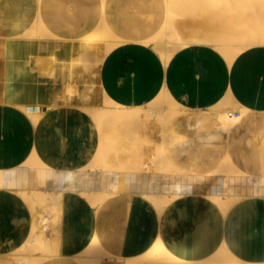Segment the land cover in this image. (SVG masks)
Wrapping results in <instances>:
<instances>
[{"label": "bare ground", "instance_id": "bare-ground-1", "mask_svg": "<svg viewBox=\"0 0 264 264\" xmlns=\"http://www.w3.org/2000/svg\"><path fill=\"white\" fill-rule=\"evenodd\" d=\"M49 1L52 0H36L34 16L21 34L0 37V78L2 75L3 85L9 88L0 100L17 106V111L32 121L35 133L32 152L21 161V167L80 169L88 174L115 171L111 159L104 155L99 130L105 121L121 117L120 113L130 104L133 111L123 115L127 120L123 133L130 140L127 150L130 167L161 178L168 176L173 181L175 177L181 180L185 177L183 173L194 170L242 173L243 169L233 165L228 155L217 164L203 163L196 159V150L184 147L188 143L196 145L197 112L190 109L186 96H174L166 78L152 86L153 94L149 99L128 103L114 99L108 87L100 91L97 82L101 66L111 53L141 47L149 51H146L145 67H156V70L159 66L163 71L167 69L180 52L193 57L205 53L207 47L217 51L229 68L245 49L264 45V0H160V4L151 5L157 15L151 34L139 36L134 28L127 37L110 23L106 13L109 0H85L84 7L91 17L80 37L70 39L55 35L45 25L42 12ZM120 10L115 8L111 17L121 15ZM25 16L24 8L16 13L13 21L20 22ZM44 50L48 57L42 53ZM80 52L90 56V78L75 75L73 59ZM193 63L201 67L200 61L193 60ZM62 68L67 71L65 81ZM54 70L58 80L50 77V71ZM178 81L181 80L178 78ZM185 89L191 92L193 87L187 84ZM24 90L29 91V96L20 94ZM73 98L77 105L69 104ZM64 108L68 130L73 133L72 147L65 137L57 147L47 146L44 130L55 126L54 133L60 131L65 125ZM205 110L216 131L229 135L231 126L239 125L252 113L248 106L234 98L230 89L222 98L213 99ZM152 133H157V138L144 139ZM181 157H191L189 168H178ZM4 175L0 167V208L4 221L10 225L0 239V264H91L96 258H127L132 264L142 261L149 264H264V235L257 228L255 235L250 233L241 241L226 234L210 253L193 254L186 250L182 256L168 249L159 234L154 238L151 231L158 225L148 223L158 221L161 213L183 196V184L177 191L166 189L121 195L102 189L6 188ZM116 180L118 186L123 185V179ZM208 198L212 207L224 216L225 225L230 213L235 211L249 217L264 212L263 204L259 208H255L254 203L240 206L242 197L238 195L208 194ZM144 214L147 224L140 228L138 219ZM73 215L77 220L71 219ZM128 216L136 222L134 231L132 225H128ZM50 220L52 226L48 225ZM252 236L257 238L261 248L255 250L256 247L250 246L243 251L241 245H249ZM194 243L193 238H188L185 245Z\"/></svg>", "mask_w": 264, "mask_h": 264}, {"label": "crops", "instance_id": "crops-1", "mask_svg": "<svg viewBox=\"0 0 264 264\" xmlns=\"http://www.w3.org/2000/svg\"><path fill=\"white\" fill-rule=\"evenodd\" d=\"M84 1L52 0L47 2L45 10L42 12L45 25L57 36L67 39L80 37L84 26L91 17L90 12L84 7ZM159 1L109 0L106 13L110 16L111 25L120 34L127 37L134 28H137L135 31L140 34L139 36H147L154 30L157 16L151 5H158L160 4ZM24 8L26 9L25 18L20 22H14L16 13ZM35 8L36 0H0V37L21 34L30 24ZM115 8L121 9V15L111 17ZM145 23L151 25L148 26ZM146 25L147 28H145ZM146 51L148 49L141 47V49H126L117 54L111 53L101 66L97 88L101 91V89L108 87L113 98L120 102L142 101L152 96V86L156 82L159 84V81L166 78L167 82H170L174 96H186L190 109L197 112V128L194 133L196 145L188 143L184 147L196 150V159L203 163L213 161L217 164L228 155L233 165H238L243 169L242 173L233 175L230 172L209 173L194 170L183 173L185 177H182L181 180L175 177L176 181H173L168 176L161 178L152 173L130 167L131 163H129L127 153L130 140H127L123 133L127 122L123 115L131 114L133 111L130 104H127L123 112L120 113L123 114L121 117L112 121H105L99 130L104 155L111 159L115 171H97L88 174L80 169L63 171L58 168L31 169L21 167V161L31 154L34 147L33 123L17 111V106L0 100V167L5 173L4 187L16 189L31 187L53 191L58 189L83 191L102 189L109 194L119 192L123 195L166 189L177 191L178 186L183 184L185 186L183 196L170 204L161 213L158 221L148 223L149 226L158 225L151 231L152 236L156 238L159 234L165 246L179 256H182L186 250H190L193 254L210 253L218 247L226 234L240 241L249 236L250 233L255 235L257 229L261 230L264 235V212L249 217L241 211H235L230 213L228 224L225 225L224 216L212 207L208 198V194L238 195L242 197L239 201L240 206L254 203L253 206L259 208L260 205H264V45H255L245 49L236 57L229 68L217 51L207 47L205 53L193 57L190 54L180 52L167 66V69L163 71V68L159 66V69L156 70V67H145ZM79 55L80 53L73 59L74 62L79 58ZM45 56L48 57V55ZM193 60L200 61L201 67H195ZM135 64L138 65L135 66ZM209 67L211 68L209 69ZM134 70L135 73L132 72ZM160 73H162L161 76ZM183 74L187 78H183ZM65 75L63 81L66 80ZM192 76L195 77L192 78ZM178 78L182 82H179ZM186 79L189 81L186 82ZM187 84L193 87L191 92L185 89ZM207 85L209 86L207 87ZM228 89L232 91L238 102L244 103L252 110V113L244 118L239 125L231 126L229 130L231 135L218 133L213 125L214 122L208 120L205 113V109L213 99L222 98ZM215 90H218V93ZM5 93L7 94V92ZM20 94L28 95L29 91L24 90L23 94ZM2 95L4 92L0 91V96ZM71 103L77 105L75 98L71 99L69 104ZM154 138H157V133L144 136V139L152 140ZM140 148L143 147L140 146ZM217 149L219 151L215 152ZM190 163L191 157H181L178 168L187 169L190 167ZM116 178L123 179V185L118 186ZM169 185L170 187H168ZM75 217L73 220H77ZM129 217L127 218L128 225H132V231H134L136 222ZM138 224L140 228L147 224L145 214L143 218L138 219ZM188 238H193L195 243L187 247L185 242ZM250 246L256 247L255 250L261 248L255 236H252L249 245H241V249L244 251L245 247ZM91 264L132 263L127 258H96L92 259ZM141 264H149V262L142 261Z\"/></svg>", "mask_w": 264, "mask_h": 264}, {"label": "rangeland", "instance_id": "rangeland-1", "mask_svg": "<svg viewBox=\"0 0 264 264\" xmlns=\"http://www.w3.org/2000/svg\"><path fill=\"white\" fill-rule=\"evenodd\" d=\"M36 44V43H35ZM37 45V44H36ZM45 46V45H43ZM46 50L42 51V53L44 55H46ZM81 56V58H80ZM90 60V56L88 54H84L83 52H80L79 58H77L74 62V64L76 65L75 71L77 72L75 75L78 77H83V76H88L90 78V72H91V68L89 66L90 63H88V61ZM1 69V67H0ZM68 70V69H67ZM62 74L65 75V73L67 72L66 69L62 68ZM50 77L51 79H57V74H56V70L54 71H50ZM72 77V76H71ZM4 79L1 75L0 78V90L3 89L5 86V88L2 90V92H9V88L7 85H3ZM6 90V91H5ZM70 105H73V103H71ZM66 108L63 109V119L65 121V125L60 129V131H57V133H54L57 129L55 126H51L48 129L44 130L45 132V136H46V140H47V146H51L53 145V148L58 146L59 141H61V139H63V137L66 138V141L68 142L70 148L72 147V145H70L73 141V133L71 131L68 130V117H66ZM59 132V133H58ZM57 140V141H56ZM48 150V149H47ZM75 215L72 216V219L74 218ZM76 218V217H75ZM52 221L50 220V222L48 223V225L52 226ZM10 229V225L8 222L4 221V215L2 212V209L0 208V239L2 238L3 233L6 230Z\"/></svg>", "mask_w": 264, "mask_h": 264}]
</instances>
